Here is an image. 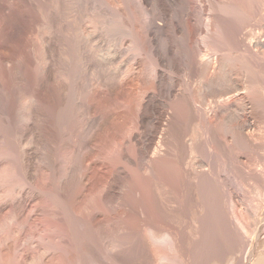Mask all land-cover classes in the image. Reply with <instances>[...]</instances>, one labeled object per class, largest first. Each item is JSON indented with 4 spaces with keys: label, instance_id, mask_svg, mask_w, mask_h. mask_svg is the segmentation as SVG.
<instances>
[{
    "label": "rangeland",
    "instance_id": "1",
    "mask_svg": "<svg viewBox=\"0 0 264 264\" xmlns=\"http://www.w3.org/2000/svg\"><path fill=\"white\" fill-rule=\"evenodd\" d=\"M109 2L0 0V264H249L264 0Z\"/></svg>",
    "mask_w": 264,
    "mask_h": 264
},
{
    "label": "bare ground",
    "instance_id": "2",
    "mask_svg": "<svg viewBox=\"0 0 264 264\" xmlns=\"http://www.w3.org/2000/svg\"><path fill=\"white\" fill-rule=\"evenodd\" d=\"M108 2H109V0H108ZM109 3H111V2H109ZM110 5V4H109ZM114 7V6H113ZM121 10V9H120ZM217 10V9H216ZM216 12V11H215ZM210 13V12H209ZM146 16V15H145ZM207 25V24H206ZM32 28V27H31ZM34 30V29H33ZM32 33V32H31ZM147 36V35H146ZM258 42V41H257ZM264 42V41H263ZM205 43V42H204ZM201 45V44H200ZM255 45V44H254ZM43 46V45H42ZM263 48V47H262ZM261 50V49H260ZM151 54V53H150ZM217 54V53H216ZM261 55V54H260ZM208 56V55H207ZM205 57V56H204ZM236 58V57H235ZM221 59V58H220ZM208 62V61H207ZM210 62V61H209ZM229 62V61H228ZM45 63V62H44ZM226 63V62H225ZM47 64V63H46ZM211 64V63H210ZM222 64H223V62H222ZM221 64V65H222ZM203 65V64H202ZM44 66V65H43ZM198 66V65H197ZM208 65H206V67H207ZM227 66V65H226ZM229 66V65H228ZM221 67V66H220ZM47 68V67H46ZM229 68V67H228ZM228 68H226V69H228ZM225 69V70H226ZM214 70V69H213ZM229 71V70H228ZM209 72H210V70H209ZM225 72V71H224ZM225 73H227V72H225ZM229 73V72H228ZM156 74V73H155ZM216 74V73H215ZM218 74V73H217ZM224 74V73H223ZM230 75V74H229ZM215 76V75H214ZM203 78V77H202ZM216 78V77H215ZM156 79V78H155ZM213 79V78H212ZM216 80V79H215ZM222 80V79H221ZM200 81H201V79H200ZM211 82V81H210ZM222 82V81H221ZM221 82H220V84H221ZM210 84V83H209ZM219 84V83H218ZM218 84H216V86L218 85ZM233 84V83H232ZM230 86V85H229ZM206 88V87H205ZM209 88V87H208ZM211 89V88H210ZM236 89V88H235ZM230 90V89H229ZM233 90V89H232ZM236 91V90H235ZM241 91V90H240ZM34 92V91H33ZM237 92H238V90H237ZM236 92V93H237ZM229 93V92H228ZM232 93V92H231ZM34 97L36 96V92H34ZM208 94V93H207ZM224 95V94H223ZM219 96V95H218ZM221 96V95H220ZM224 96H226V95H224ZM235 96V95H234ZM33 96H32V98H34ZM243 97V96H242ZM246 97V96H245ZM35 99V98H34ZM38 99V98H37ZM31 100V99H30ZM33 100V99H32ZM224 100V99H223ZM237 100V99H236ZM33 102V101H32ZM217 102V101H216ZM215 102V103H216ZM221 103V102H220ZM235 103H236V101H235ZM244 103V102H243ZM218 104H219V102H218ZM241 104V103H240ZM230 107V106H229ZM218 108V107H217ZM216 108V109H217ZM236 108V107H235ZM220 109V108H219ZM218 110V109H217ZM233 110V109H232ZM221 111V110H220ZM236 111V110H235ZM218 112V111H217ZM226 113V112H225ZM228 113V112H227ZM234 114V113H233ZM232 114V115H233ZM238 114H240V113H238ZM237 116V115H236ZM235 116V117H236ZM233 118H234V116H233ZM235 119V118H234ZM240 119V118H239ZM143 120V119H142ZM229 120V119H228ZM230 121V120H229ZM227 122V121H226ZM225 122V124H227ZM236 122V121H235ZM230 124V123H229ZM237 124V123H236ZM224 125V124H223ZM230 128V127H229ZM228 128V129H229ZM242 128V127H241ZM231 129V128H230ZM232 130V129H231ZM239 131V130H238ZM252 132V131H251ZM227 133V132H226ZM245 133V132H244ZM243 133V134H244ZM232 134V133H231ZM241 134V133H240ZM245 138V137H244ZM240 139V138H239ZM251 141V140H250ZM161 142V141H160ZM249 143V142H248ZM163 144H165V143H163ZM235 144V143H234ZM243 144V143H242ZM192 145V144H191ZM250 145V144H249ZM166 146H167V144H166ZM194 146V145H193ZM246 146H248V145H246ZM249 148V147H248ZM260 149V148H259ZM183 150V149H182ZM191 150V149H190ZM185 151V150H184ZM161 152H162V150H161ZM191 152V151H190ZM165 153H167V152H165ZM156 154V153H155ZM191 154V153H190ZM162 156H165V155H162ZM153 158V157H152ZM158 159H161L162 160V158L158 155V157L156 156V157H154V159H152L153 161H155V160H158ZM189 163V162H188ZM199 167V166H198ZM203 169V168H202ZM186 172V171H185ZM190 172V171H189ZM194 173V172H193ZM200 173V172H199ZM202 173H204V172H202ZM151 175V174H150ZM187 175V174H186ZM199 175V174H198ZM203 175V174H202ZM262 175V174H261ZM200 176V175H199ZM263 196V195H262ZM232 208H234L233 206H232ZM234 210V209H233ZM231 211V210H230ZM235 212V211H234ZM234 214V213H233ZM236 214V213H235ZM240 216V215H239ZM243 216V215H242ZM235 218L237 217L238 218V216L236 215V216H234ZM237 218H236V220H235V222L237 221ZM239 220H241V219H239ZM248 220H249V218H248ZM236 223H238V221L236 222ZM245 223V222H244ZM239 224V223H238ZM238 224H236V225H238ZM243 224V222H241L240 221V226H241V231H242V233H244L246 236H248L247 234H248V227H245V226H243L242 225ZM254 224V223H253ZM239 225H238V227H239ZM245 225V224H244ZM240 228V227H239ZM154 231V230H153ZM251 234V233H250ZM244 235V236H245ZM163 236V235H162ZM250 236V235H249ZM152 238V237H151ZM165 238V237H164ZM192 239H194V238H192ZM164 240H167V239H164ZM168 241H170V240H167V242ZM255 244V243H254ZM263 250V249H262ZM253 252V251H252ZM247 259V258H246ZM246 263V262H245ZM248 263H249V261H248ZM244 264V263H243ZM249 264H264V252H262V251H258L256 254H254V257L250 260V263Z\"/></svg>",
    "mask_w": 264,
    "mask_h": 264
}]
</instances>
